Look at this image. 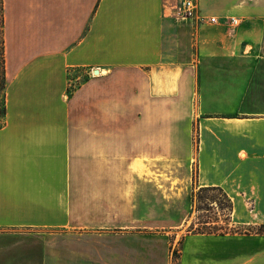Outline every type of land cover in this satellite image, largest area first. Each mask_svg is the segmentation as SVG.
<instances>
[{
	"label": "crops",
	"instance_id": "crops-1",
	"mask_svg": "<svg viewBox=\"0 0 264 264\" xmlns=\"http://www.w3.org/2000/svg\"><path fill=\"white\" fill-rule=\"evenodd\" d=\"M177 1L0 0V264H264V0Z\"/></svg>",
	"mask_w": 264,
	"mask_h": 264
},
{
	"label": "rangeland",
	"instance_id": "rangeland-1",
	"mask_svg": "<svg viewBox=\"0 0 264 264\" xmlns=\"http://www.w3.org/2000/svg\"><path fill=\"white\" fill-rule=\"evenodd\" d=\"M255 51L264 56V41L255 48ZM191 204L193 205L191 216L185 225L180 228L178 234L189 232L224 233L230 231V202L221 190L194 188L191 196ZM234 231L248 233L244 229H235ZM57 233L60 234L58 238H61V240L56 239V242H60V244L65 246L67 241L62 236L68 234V231L61 229ZM178 248V240H171L170 251L173 257L177 255Z\"/></svg>",
	"mask_w": 264,
	"mask_h": 264
},
{
	"label": "built area",
	"instance_id": "built-area-1",
	"mask_svg": "<svg viewBox=\"0 0 264 264\" xmlns=\"http://www.w3.org/2000/svg\"><path fill=\"white\" fill-rule=\"evenodd\" d=\"M196 0H179L175 5L176 13L182 17H193L196 12ZM200 19H204L201 17ZM209 22H217L218 19L215 17L206 18ZM225 22L235 25L238 23L236 18H227Z\"/></svg>",
	"mask_w": 264,
	"mask_h": 264
},
{
	"label": "trees",
	"instance_id": "trees-1",
	"mask_svg": "<svg viewBox=\"0 0 264 264\" xmlns=\"http://www.w3.org/2000/svg\"><path fill=\"white\" fill-rule=\"evenodd\" d=\"M201 189H209V188H201ZM212 189H217V188H212ZM227 199H228V198H227ZM230 210H231V204H230ZM229 230H230V231H228V232H233V231H234L231 227L229 228ZM257 230H258V231H262V230L264 231V228H262V227H258ZM218 233H219V232H218ZM224 233H225V232H224Z\"/></svg>",
	"mask_w": 264,
	"mask_h": 264
},
{
	"label": "water",
	"instance_id": "water-1",
	"mask_svg": "<svg viewBox=\"0 0 264 264\" xmlns=\"http://www.w3.org/2000/svg\"><path fill=\"white\" fill-rule=\"evenodd\" d=\"M94 71H97L96 69Z\"/></svg>",
	"mask_w": 264,
	"mask_h": 264
}]
</instances>
